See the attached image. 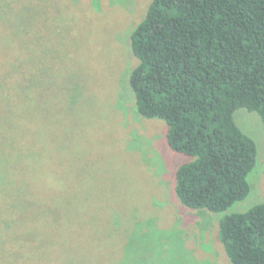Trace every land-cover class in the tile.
<instances>
[{"label": "rangeland", "instance_id": "rangeland-1", "mask_svg": "<svg viewBox=\"0 0 264 264\" xmlns=\"http://www.w3.org/2000/svg\"><path fill=\"white\" fill-rule=\"evenodd\" d=\"M25 1L0 4L21 51L18 68L1 53L0 79L22 104L15 161L25 166L11 169L2 155L0 264H230L216 240L223 214L177 201L175 172L188 159L167 148L161 120L136 114L127 86L128 35L151 0H98L91 16L86 4L80 15L60 13L53 0ZM234 121L254 140L257 161L250 194L227 213L264 202L262 123L244 109ZM21 189L27 223L6 215ZM49 229L51 255L42 258L37 243Z\"/></svg>", "mask_w": 264, "mask_h": 264}, {"label": "trees", "instance_id": "trees-1", "mask_svg": "<svg viewBox=\"0 0 264 264\" xmlns=\"http://www.w3.org/2000/svg\"><path fill=\"white\" fill-rule=\"evenodd\" d=\"M53 1L64 14L73 8L82 15L85 4L90 16L99 9L98 0ZM10 28L5 32L0 21V56L15 58L18 68L19 40ZM127 41L133 59L127 86L136 114L161 120L167 148L188 159L175 172L177 201L189 210L223 214L216 240L230 264H264V202L227 213L250 194L247 178L257 161L256 144L236 125L234 113H255L264 134V0H151ZM1 82L0 162L6 154V166L21 170L25 166L15 159L22 104L17 91ZM24 191L15 190L19 202L9 204L6 215L27 223L29 216L18 214L30 208ZM53 237L49 229L37 243L42 258L51 255Z\"/></svg>", "mask_w": 264, "mask_h": 264}]
</instances>
